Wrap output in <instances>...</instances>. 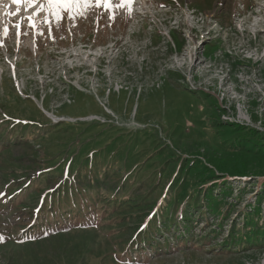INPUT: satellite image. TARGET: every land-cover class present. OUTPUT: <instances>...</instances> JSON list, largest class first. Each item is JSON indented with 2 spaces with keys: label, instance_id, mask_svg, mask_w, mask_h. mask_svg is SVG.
I'll return each mask as SVG.
<instances>
[{
  "label": "rangeland",
  "instance_id": "rangeland-1",
  "mask_svg": "<svg viewBox=\"0 0 264 264\" xmlns=\"http://www.w3.org/2000/svg\"><path fill=\"white\" fill-rule=\"evenodd\" d=\"M2 2L0 264H264V0Z\"/></svg>",
  "mask_w": 264,
  "mask_h": 264
},
{
  "label": "snow or ice",
  "instance_id": "snow-or-ice-1",
  "mask_svg": "<svg viewBox=\"0 0 264 264\" xmlns=\"http://www.w3.org/2000/svg\"><path fill=\"white\" fill-rule=\"evenodd\" d=\"M92 0H44L43 4H40V12H43L45 10L52 12L57 21H60L63 19L62 13L71 12L76 8H87L90 6ZM134 2V0H125V5L131 6V4ZM12 3L16 5H28L29 7H35L39 0H12ZM108 3L111 4V0H108ZM19 13H13V15H18ZM80 14H83L81 11ZM39 15V13H37ZM27 19L31 22V27H36V23L34 20V17L29 16ZM17 28L20 27L19 24L15 25ZM9 32L8 26L5 25L3 29V35L7 36ZM0 46H3L2 43H0Z\"/></svg>",
  "mask_w": 264,
  "mask_h": 264
},
{
  "label": "trees",
  "instance_id": "trees-1",
  "mask_svg": "<svg viewBox=\"0 0 264 264\" xmlns=\"http://www.w3.org/2000/svg\"><path fill=\"white\" fill-rule=\"evenodd\" d=\"M210 203H211V202H210ZM41 205H42V204H41ZM41 205H40L39 208L37 209V212L40 211V207H41V209L43 208V206H41ZM52 217H55V216H52ZM180 220H181L182 222H184L185 224L191 223L186 213H183V214H182ZM172 225H173V224H170V225H169V224H167V222H164V223H163L162 231H163V230H168V232H167L168 234H171V233H172V236L177 237L178 239H180V241H187V240H188V235H187V236H182V237L180 238V237L178 236V235H179V232H178L177 230H173V231H171ZM144 229H146V228H144ZM185 229L188 230L187 228H185ZM140 236H141V230L138 231V232L136 233V236L133 238V240L136 241V242H139V241H140ZM255 236L258 237V238H257L258 240H260L261 238L264 239V234H260V235H259V234H256ZM160 246H161V247H169V246H170V243H169L168 241H164V243H163L162 245H160ZM229 247H230L229 245L226 246V248H229Z\"/></svg>",
  "mask_w": 264,
  "mask_h": 264
},
{
  "label": "bare ground",
  "instance_id": "bare-ground-1",
  "mask_svg": "<svg viewBox=\"0 0 264 264\" xmlns=\"http://www.w3.org/2000/svg\"><path fill=\"white\" fill-rule=\"evenodd\" d=\"M0 1H1V0H0ZM140 2H141V1H140ZM140 2H139V3H140ZM2 3H3V4H2ZM2 3H0L1 6L5 4L4 2H2ZM140 4H141V3H140ZM3 8H4V7H3ZM5 8H6V7H5ZM190 38H191V39H194L195 37H193V35H190V36H189V39H190ZM187 52H188V49L185 48L184 57H186V56L189 54V53H187ZM194 62L196 63L195 65H197V64H198V63H197V62H198V58H196ZM202 63H205V61H201V62H199L198 65H200V64H202ZM195 65H194V66H195Z\"/></svg>",
  "mask_w": 264,
  "mask_h": 264
}]
</instances>
